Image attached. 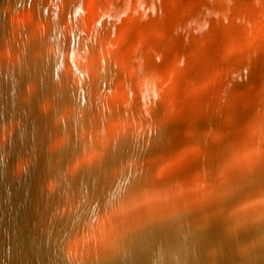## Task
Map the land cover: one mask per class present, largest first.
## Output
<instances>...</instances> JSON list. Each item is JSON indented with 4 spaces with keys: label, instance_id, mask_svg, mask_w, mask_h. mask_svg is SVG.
I'll return each instance as SVG.
<instances>
[{
    "label": "bare ground",
    "instance_id": "1",
    "mask_svg": "<svg viewBox=\"0 0 264 264\" xmlns=\"http://www.w3.org/2000/svg\"><path fill=\"white\" fill-rule=\"evenodd\" d=\"M0 264H264V0H0Z\"/></svg>",
    "mask_w": 264,
    "mask_h": 264
}]
</instances>
